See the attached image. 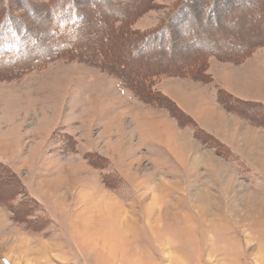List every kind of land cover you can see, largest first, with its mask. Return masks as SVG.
Returning a JSON list of instances; mask_svg holds the SVG:
<instances>
[{
	"label": "rangeland",
	"instance_id": "1",
	"mask_svg": "<svg viewBox=\"0 0 264 264\" xmlns=\"http://www.w3.org/2000/svg\"><path fill=\"white\" fill-rule=\"evenodd\" d=\"M58 1L0 0V20L5 6L28 30L23 43L50 45L62 24L54 19ZM144 1L130 0L125 11L117 5L126 21L105 15L102 27H79L82 39L66 29L62 43L84 46L81 60L65 56L21 78L0 76V264H264V0H149L134 13ZM184 9L196 16L210 9V36L197 27L184 40L173 24L193 25L195 17L178 13ZM163 26L177 47L155 66L161 49L140 42ZM100 52L128 80L131 71L154 72L151 88L123 89L112 67L96 66ZM191 53H204L194 62L204 66L200 76L193 65L192 78L157 72ZM210 64L257 81L239 85L236 77L232 93ZM178 80L208 87L204 102L223 117L212 119L213 130L162 93ZM106 207L114 212L105 215Z\"/></svg>",
	"mask_w": 264,
	"mask_h": 264
},
{
	"label": "trees",
	"instance_id": "2",
	"mask_svg": "<svg viewBox=\"0 0 264 264\" xmlns=\"http://www.w3.org/2000/svg\"><path fill=\"white\" fill-rule=\"evenodd\" d=\"M129 1L130 0H128L127 2H129ZM148 1L149 0H145L144 1L145 4L142 5L141 7H139L137 10H135L134 13L142 11L144 9V7L147 5ZM83 2H84V3H82L83 7H81V5H79L80 0H59L57 2V5L55 6L56 12L54 15L55 16L54 19L57 21H60L62 24H61V29L56 28L55 30H53L55 35L53 34V36H54L52 39L53 42L50 43V45L47 44L45 41H42L43 39L42 40L40 39L37 42L34 41L35 42L34 43L33 40H30L31 38L27 42L28 45L26 43H23V39L19 35L24 34V35L28 36V33H27L28 30H26L25 27L22 26L23 24L21 22H19L17 20L14 21V18L10 17V15L8 13L9 11L5 8V6H3V8L5 9L3 12L4 15H3V18L0 20V66H1L0 70L3 69L2 72H4V73L0 72V76L5 77V78H21L25 73H28L29 69L39 68L40 63L42 64L46 60L64 58L65 56H70V57L72 56L73 58H76L77 60H79V59L81 60L82 59L81 56H82V53L84 51V46H81V44H78V43L77 44H74V43L70 44L69 43V46L71 47V49L69 50L68 45L65 46V44L62 43L65 39H67V36H68V34L65 33L66 29L74 31V33L79 32L76 34L75 37L77 39H80L81 37L83 38L85 33L78 31L79 27H82L84 29H87V27L93 26V25L98 26V27H102L103 26V20L107 15H110L112 17L113 16H120V18L122 20L126 21L125 16H124L125 14L120 12V10H118L120 8H122L124 11L126 10L125 4H127V2H124V0H85ZM5 3L8 4L7 2H5ZM6 4H3V5H6ZM119 4L121 5L120 8H119V6H117ZM178 7H180V2L176 6V9H178ZM95 10H98L99 12L101 11V13L100 14L98 12L95 13ZM85 12L88 14V17H87V14H85ZM209 12H210V9L204 10L199 15L196 16L192 12H191V14L188 13L185 9L180 10V11H178V13L180 14V16L183 20H185L187 18L190 19L191 17L192 18L195 17L192 21L193 25L192 26L186 25V21H185L184 25H183V22H181L180 24H179V22L173 23L174 27L176 28L179 25L182 26L181 31L183 33V38H185L184 36H187L188 39H192L191 38L192 36H194V35L197 36L198 34L196 33L195 30H198V28L210 36L209 32H207L206 30L213 28V25L211 27H209L206 24L208 21H215V20L211 19L210 16H212V15L210 14V16H209ZM103 16H105V17L103 18ZM122 20L119 19V22ZM175 21H177V20L175 19ZM198 22L199 23L203 22L202 24H204V26L199 27ZM113 23L115 24V20ZM113 23H111V29H112V31H111L112 35L111 36L115 37L117 34L118 35L120 34V31H119V29L114 28ZM39 24L42 25V21H40ZM165 29L166 28L164 26L161 28H158L157 31L152 32L150 35H148V37H145V40L140 42V43L146 42V44H145L146 48L150 47L149 49L154 48V50L156 48H158V51H159V49H161L159 52H157V53L155 52L154 56L152 57V58H157V64L154 63L155 66H158L160 61H162V62L165 61L164 58L167 57V55L170 56L171 52L174 51V47H177V46H173V40H171V35L169 32L170 29H166V30ZM176 32L178 33V31L175 30V34H176ZM29 35H32V37H34L35 34L33 31H29ZM43 36L46 38L48 36V34L45 33V34H43ZM125 36H127V35L125 34ZM107 40H108V37L106 36V41ZM174 40H177V39L175 38ZM184 40H186V38ZM56 43H60L61 46L58 47L56 45ZM152 45H153V47H152ZM26 46L29 47L28 50H26ZM200 47L202 48V46H200ZM37 49H41V50L45 49V55L35 54ZM141 49L142 48L139 47L137 49V51H139ZM165 49L168 50V52H165ZM203 50H205L207 52L205 54L204 53H200V54L197 53V54H195V56H193V54L191 53V54H188L187 56H185L184 57L185 60L186 59H191V60L184 61L183 65L178 66V68H175L176 66L173 67L172 65H168V66H165L163 68H158L157 72L158 73L159 72L173 73L176 71L177 74H184L186 77H190V78H192V76H193L192 73L200 76V74H199L200 72L199 73H197V72L199 70H202V68H204V66H202L201 64L200 65L198 64L196 66V64L194 63L195 60L197 58H201V56H200L201 54H204V55L207 54L209 56L216 54V53H213L215 51L211 48H206V49L203 48ZM203 50L201 49V51H203ZM26 51H30L31 56H29L30 53H27ZM225 51L226 50L218 52L219 54L217 57H219L221 55L223 57V54H225ZM244 51H246V50H241L239 52L235 51V54L240 53V54H238L239 56L231 55V56H229L228 59L231 58L230 59L231 61L233 60L232 59L233 57L235 58V60L237 57H238L237 59H239L243 54L241 52H244ZM26 54L28 55L27 61H26L27 63L24 62V64H22V62H23L22 57L25 56ZM98 54L96 55V60L94 61L96 66H98V68L108 69L110 72L111 70L109 69V67L110 68L112 67L111 64L113 61L110 62L109 61L110 57L108 56V58H106V56L104 54H101V52ZM147 54H144V53L140 54L138 59H141L142 55L146 56ZM10 61H13L12 66H10V65L6 66L5 64L10 63ZM83 62H85V61H83ZM191 63H194V64H191ZM191 65H193L195 67L193 69V72L191 70L189 71L187 69L188 66H191ZM208 65L209 64L207 63L205 68ZM112 69H113L112 73L114 74V76H116L119 85L125 90H131L134 92L136 91V93L139 92L141 94L142 91H148L151 88L152 83L155 81V76H153L154 72H152V71L149 73H145V72L137 73L135 71H131L133 74L136 75V77L131 76L130 80H128V77L126 76L127 72L126 73L123 72L121 67H118V68L112 67ZM186 69H187V71H186ZM190 74H192V75H190ZM136 95L135 96L138 97L139 99L143 98L142 95H138V94H136Z\"/></svg>",
	"mask_w": 264,
	"mask_h": 264
},
{
	"label": "crops",
	"instance_id": "3",
	"mask_svg": "<svg viewBox=\"0 0 264 264\" xmlns=\"http://www.w3.org/2000/svg\"><path fill=\"white\" fill-rule=\"evenodd\" d=\"M211 65L212 64H210V66ZM211 67H212L211 69L213 70V72H217V71L219 72L220 71L221 73H224L222 78H224L223 80L226 81V83H224L226 86L225 89H227L228 91H230L232 93H238V89L233 90V88L229 87L228 84L235 85L234 82H232V81H235L236 77L243 79V81H241V83L238 82L239 85L240 84L241 85L242 84L247 85V84H250V83L257 81L254 78L246 80L242 74H240V73L238 74L234 70H230V72H228L229 69H228V66H226V65L218 66V65L214 64ZM239 69H242V68H239ZM191 84L192 83L190 81H180V80L172 81V82L166 83L163 86L162 93L165 96H168L172 100H174L176 102V104L178 106H180L183 110L192 114L193 117L198 122H200L205 128L207 127L210 130H213L212 125H214L213 123L215 121H213L212 119H214L217 116L216 117L217 121L221 123V119H223V117L218 110L213 109V106L211 107V106L207 105L206 102H204L205 101L204 95H206V88L208 89V87L198 85L199 88L197 87L198 88L197 89L196 86L191 85ZM202 92L204 95L202 94ZM213 113H215V114H213ZM220 123H219V125H220Z\"/></svg>",
	"mask_w": 264,
	"mask_h": 264
},
{
	"label": "bare ground",
	"instance_id": "4",
	"mask_svg": "<svg viewBox=\"0 0 264 264\" xmlns=\"http://www.w3.org/2000/svg\"><path fill=\"white\" fill-rule=\"evenodd\" d=\"M178 51H179V50H178ZM94 209H95V208H94ZM92 210H93V209H92ZM95 210H96V209H95ZM105 210H106V212L104 211V212H105V215H106V213L109 214V215H111V213L114 212L113 209H111V207H106ZM93 213H96V212H93ZM96 215H97V214H96ZM97 216L100 217L101 215H100V216L97 215ZM86 220H87V219H86ZM89 220H91V219H89ZM92 220H93V219H92ZM99 220H100V218H99ZM87 221H88V220H87ZM109 222H110V221H109ZM109 222H108V223H109ZM86 223H87V222H86ZM86 223H85V224H86ZM99 223H100V222L97 223V222H95V221H92V222L88 221V223H87L85 226H86V227H87V226H91L92 229H94V230H96V231L98 230V233H100V234L103 233V234H104V232H103V228L101 229L100 226H99V228L97 229V227H96L97 224H99ZM110 224H111V223H110ZM107 225H108V224H107ZM78 227H79V228H78ZM78 227L76 226L75 229L78 228V230H79V229L81 228V226H78ZM86 227H84V229H85V232H84V233H85V234H86V233L88 234V232H89V231H92V229H91V230H88ZM91 227H90V228H91ZM95 228H96V229H95ZM89 235H91V234H89ZM85 236H87V235H85ZM103 236H104V235H103ZM87 237H88V236H87ZM105 237H106V236H105ZM101 238H103V237H101ZM95 239H96V238H95ZM98 239H99V238H98ZM101 240H102V239H101ZM91 241H92V240H91ZM93 245H94V243H93ZM114 246H115L114 243H113V247H110V246H109V251H110V252L113 251L112 249H114ZM127 254H128V253H127ZM128 256H129V254H128ZM8 261H10L12 264H16V263H15L13 260H11L10 258L8 259Z\"/></svg>",
	"mask_w": 264,
	"mask_h": 264
}]
</instances>
